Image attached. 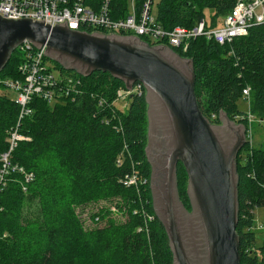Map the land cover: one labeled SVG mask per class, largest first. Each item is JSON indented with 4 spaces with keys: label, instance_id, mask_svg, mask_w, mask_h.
Wrapping results in <instances>:
<instances>
[{
    "label": "trees",
    "instance_id": "1",
    "mask_svg": "<svg viewBox=\"0 0 264 264\" xmlns=\"http://www.w3.org/2000/svg\"><path fill=\"white\" fill-rule=\"evenodd\" d=\"M236 1L157 0V20L168 30L177 25L192 28L206 19L205 10L209 9L213 12L208 22L216 26ZM115 2L122 5L125 15L127 0ZM173 49L193 60L198 105L212 123H220L222 111L232 120L245 113L238 101L246 87L251 88V112L264 117V23L252 26L247 35L230 43L198 37L186 53ZM22 55L17 49L12 52L1 78L20 76ZM53 63L62 72L77 75L82 83L75 98L55 104L34 97L30 103L34 112L22 119L20 132L28 138L19 141L10 160L13 166L33 172L35 178L27 182L23 173L12 171L0 193V264H60L70 242L74 249L82 243L77 248L81 253L92 244L106 251L118 250L123 264H174L169 237L153 208L152 166L146 155L145 87L143 93L129 95L123 109L113 103L118 90L126 89L122 79L102 70L83 76ZM100 97L106 102L102 107L98 106ZM19 113V104L0 92V156L9 148L7 138ZM257 126L264 128V124ZM237 162L241 264H264V239L258 245L254 228L255 209L264 207V140L253 145L247 141ZM135 169L149 179L145 190L123 184ZM183 180L185 188L188 173L179 162V188ZM180 196L191 209L187 191ZM104 198L118 200L115 209L125 215V220L116 222L112 208L102 206L94 215L101 225L85 232L73 205ZM39 200V211L26 210ZM142 207L155 216L154 220L147 219L140 211Z\"/></svg>",
    "mask_w": 264,
    "mask_h": 264
},
{
    "label": "water",
    "instance_id": "2",
    "mask_svg": "<svg viewBox=\"0 0 264 264\" xmlns=\"http://www.w3.org/2000/svg\"><path fill=\"white\" fill-rule=\"evenodd\" d=\"M25 40L45 46L51 60L83 76L109 71L128 90L137 82L144 85L153 208L169 237L174 264H241L237 158L247 143L246 125L225 111L220 123L204 116L194 91L193 60L135 35L0 17V73ZM179 162L188 173L191 209L179 194Z\"/></svg>",
    "mask_w": 264,
    "mask_h": 264
},
{
    "label": "built area",
    "instance_id": "3",
    "mask_svg": "<svg viewBox=\"0 0 264 264\" xmlns=\"http://www.w3.org/2000/svg\"><path fill=\"white\" fill-rule=\"evenodd\" d=\"M116 3L115 0H0V17L13 20L31 19L51 27L67 24L71 29L90 33L135 35L149 40L150 44H164L183 53L189 50L191 42L198 37H205L219 44L230 43L237 37L247 35L252 26L264 23V0H237L220 25L211 26L208 20L203 18L192 28L177 25L170 30L165 29L157 20V0H127L125 15H122V5L117 6ZM17 50L23 54V60L18 67L20 76L0 77V84L14 92L13 99L20 106L18 122L7 138L9 148L0 156V193L12 171L23 173L27 182L35 178L33 172L26 171L24 167L13 166L10 160L19 141L28 138L20 132V125L25 116L34 112L30 106L33 98L40 97L50 104L66 98L72 99L76 97L82 83L77 75L62 72L57 68L55 63L48 59L45 46L38 48L29 40H25ZM250 90V87L243 90V98L248 101L249 107ZM143 91L144 85L141 82H137L131 90L119 89L117 99L113 103L119 107L120 99ZM105 104V99L100 97L98 106ZM236 118L247 124V141L253 145L254 125L264 124V117L253 114L249 108L248 112ZM115 128L119 130L118 125H115ZM148 183L149 179L136 169L123 180L125 186H134L138 191L145 190ZM140 211L149 221L154 220L155 216L145 207Z\"/></svg>",
    "mask_w": 264,
    "mask_h": 264
},
{
    "label": "rangeland",
    "instance_id": "4",
    "mask_svg": "<svg viewBox=\"0 0 264 264\" xmlns=\"http://www.w3.org/2000/svg\"><path fill=\"white\" fill-rule=\"evenodd\" d=\"M211 10H205V16L208 21H211L212 16ZM222 22V19H218V24L220 25ZM1 93L6 94L7 96L14 98V92L8 88L0 89ZM127 98L126 99H120L119 107L125 109L127 106ZM238 107L243 112L249 111V103L245 98H241L238 101ZM236 123H242V120H239L236 118L234 120ZM264 140V128L261 127H254V144L259 143L260 141ZM245 146V145H244ZM243 146V147H244ZM189 182V178L187 180V183ZM186 183L184 188V180L183 184L180 185L179 188V194L184 195L187 191L188 184ZM179 185V184H178ZM181 197V196H180ZM117 199L110 201L107 198L99 199L98 201H91L86 202L84 204H76L73 205L74 213L77 217V219L80 222V225H82L83 230L85 232L89 231L90 229H93L97 226H100L101 224L96 223V217L95 212L98 211L102 206L108 207L113 209L114 214L112 216L113 219L116 222H121L125 220V215L119 211V209L116 207V210H114V207L116 206ZM183 201V200H182ZM31 205L27 206L26 210L28 212L30 211H39L42 207L41 201H35L34 203H30ZM256 211V218H255V230L257 231V242L258 245L262 244L264 239V207H257L255 209ZM108 220V219H106ZM106 221L102 224H105ZM74 239V238H73ZM72 241V240H71ZM72 242L68 244V248L66 249L64 256L60 260V264H85L83 261H89L93 264H123V261L120 260V252L118 250H112V251H106L103 246L100 245H90V247H86V253H81L77 251V248L82 244L79 243V246L74 247L72 246Z\"/></svg>",
    "mask_w": 264,
    "mask_h": 264
}]
</instances>
